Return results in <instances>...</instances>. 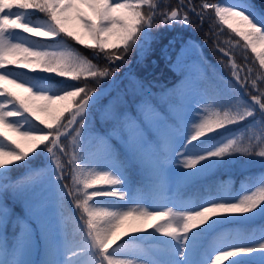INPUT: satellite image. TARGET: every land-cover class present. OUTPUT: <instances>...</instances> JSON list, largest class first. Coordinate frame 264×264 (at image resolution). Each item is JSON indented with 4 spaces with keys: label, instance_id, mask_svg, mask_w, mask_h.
<instances>
[{
    "label": "snow or ice",
    "instance_id": "1",
    "mask_svg": "<svg viewBox=\"0 0 264 264\" xmlns=\"http://www.w3.org/2000/svg\"><path fill=\"white\" fill-rule=\"evenodd\" d=\"M34 14L42 18L33 20ZM192 16L209 24L231 81L215 69L208 74L196 44L181 42L177 50L175 39L168 46L181 76L177 85L154 93L128 73L117 78L129 53L146 55L160 29L190 27ZM222 36L235 41L243 64L229 57ZM248 49L259 62L255 75ZM260 70L264 10L251 0H0V264H35L28 257L37 236L45 245L39 264H264V229L240 241L218 231L264 217V174L248 194H234L221 181L182 211L173 210L175 203L130 207L127 196L133 173L142 190H166L192 184L236 155L264 160ZM129 95L139 97L134 106ZM202 102L212 110L201 114ZM236 125H243L238 133L227 132ZM101 198L123 203L111 211L99 206ZM15 202H23V216ZM70 202L84 225L79 240L64 229ZM145 239L158 247L136 243Z\"/></svg>",
    "mask_w": 264,
    "mask_h": 264
},
{
    "label": "trees",
    "instance_id": "2",
    "mask_svg": "<svg viewBox=\"0 0 264 264\" xmlns=\"http://www.w3.org/2000/svg\"><path fill=\"white\" fill-rule=\"evenodd\" d=\"M223 1L224 0H221V2ZM196 2H199V0H196ZM213 2H216V0H213ZM251 2L254 3L258 9L264 10V0H251ZM32 18L33 20H38L42 17L34 14ZM191 19L193 23L190 27L176 25L174 29H160L158 38L152 45L153 50L149 51L146 55L141 56L137 51H132L131 53H129L126 57L127 64L121 67L120 73L118 74L117 78L119 79L123 77L125 73H128L130 77L136 80H142L146 85H150L151 91L154 93H160L166 89H171L174 85H177L180 82L181 76L179 70L174 69L173 67L175 62V51L168 46V41L175 39L177 50L181 42L191 41L196 44L199 48L200 56L203 57L206 65L209 66L207 68L208 74L211 75L212 70L215 69V71L220 76H222L226 80L231 81V69L219 62L220 59H222L221 53L218 51H214L216 38L213 36V34L209 33V24L205 22L201 25L195 16H192ZM155 22L157 24L161 23L160 19H157ZM224 28L226 32L230 31L226 29V26H224ZM41 39L47 40L48 38ZM219 39L225 42L223 46L226 51L229 48L232 49V52L229 53V57H231V59H234L238 64H243V54L238 48L234 47L235 41L227 42V36H222ZM68 45L71 48H74L83 56H86L90 59L93 57V51L91 49L78 45L73 41H68ZM165 45V48H167V57L161 55V53L165 51ZM49 50L59 51L57 49ZM248 54L251 58V61H254V64L251 62L249 63V67L253 68L252 75H255L256 71L259 70V63L255 59V55L251 53L250 49H248ZM229 57H223V59L226 62H229ZM151 59H153V61H151ZM93 62L96 63V61ZM117 63L120 62L117 61ZM99 64L101 66H104L105 62L103 60H100ZM23 71L25 73L28 72V70ZM82 79L85 78L82 77ZM87 79L91 80L92 78ZM128 83V79H125L124 84L127 85ZM233 83H235V81H233ZM9 87L13 86L9 85ZM240 94L245 100L248 99V97L244 94L243 89L240 90ZM128 99L130 105L134 106L135 101L138 100L139 97L129 95ZM203 103L205 104L204 108H207L209 111L212 110L210 102ZM249 122L250 121H245V123ZM40 127L43 126L41 125ZM97 127H99L98 124ZM242 127L243 125H236L228 128L227 132L238 133L239 129ZM224 133L225 130H220V134ZM10 135L15 136L14 133H10ZM213 138L218 139L219 136L213 134ZM81 167L87 166L82 165ZM23 171L24 170L14 171L12 173V178H15L17 175L22 174ZM262 174H264V160L259 157H245L243 155H236L234 158L228 160L222 167L214 170L210 175L201 178L192 184L175 187L172 190L152 189L149 191H144L142 190L143 182L140 181L138 177H136L135 173H133V188L127 192V196L130 202H145L148 203L152 208H157L159 204V197L162 194L167 193L172 197L173 202L179 208L188 204H190L191 206H195L199 203L200 197L205 194L206 189L211 188L215 190L218 183L221 181H226L228 189L232 193L236 194L241 187L245 186L246 188H248L249 184L255 183ZM101 201L104 203L114 204L123 203V201L119 200H112L110 202V198H101ZM9 202L13 203L11 197L9 198ZM74 209V202H70L67 204V208L64 214V229L68 234L69 239L75 238L76 240H79L81 238L84 225L82 222L78 221V213H75ZM15 211L21 216L25 214V206L23 202H15ZM78 223L81 232L76 231ZM224 226H222V228L218 231L223 232L222 229ZM228 226L230 227V232L228 234L229 238L233 239L234 241H240L252 236L253 234L258 236L261 229H264V217L256 216L254 219L248 222L229 224ZM13 235L14 233L12 226L9 225L8 241L10 245L12 243ZM212 235L215 236L216 234L214 233ZM124 240L127 239L124 238ZM124 240L118 241V243L124 242Z\"/></svg>",
    "mask_w": 264,
    "mask_h": 264
},
{
    "label": "rangeland",
    "instance_id": "3",
    "mask_svg": "<svg viewBox=\"0 0 264 264\" xmlns=\"http://www.w3.org/2000/svg\"><path fill=\"white\" fill-rule=\"evenodd\" d=\"M232 2H233V0H224L222 3L229 4V3H232ZM161 55L166 57L167 56V52L163 51L161 53ZM151 61H153V59H151ZM204 106H205V104L203 102L201 103V105H198V107L201 109V114L203 113V109H205ZM196 122H199V121H196ZM189 128H191V124H189ZM103 187H107V186H103ZM175 187H177V185L175 183H172L168 189L172 190ZM245 189H247L245 186L241 187L240 190L236 194H248L245 191ZM253 190H254V188H253ZM139 204L142 207L149 208V210L153 209L148 203L139 202ZM165 204L167 206H172L173 205L172 197H170L168 194H163V195H161L159 197V205H158L157 208H162ZM99 206L100 207H108L109 210H111V211L117 210L116 207L114 206V203H104V202L101 201ZM129 206L130 207H136L137 203L136 202H130ZM187 207H190V205H187V206H185L183 208H180V209L174 207L173 210L174 211H182V210H185ZM53 214H54V210H53ZM63 223H64V217H63ZM223 232L227 233V235H228V233H229V226L228 225L223 227ZM213 237L214 236L210 235L207 238L206 243H205L206 246L213 242ZM125 238L128 239L127 237H125ZM229 240H231V239L229 238ZM119 243H123V242H119ZM136 243H140L141 246L145 247V248H153L154 249L155 247H158V245L156 244L155 241H151V240H148V239H145L142 242H136ZM44 254H45V245L39 241V236H37V242L34 244L28 259H30L33 262H35V264H39V262L44 258ZM10 258L11 257L9 256L8 259H10ZM81 259L87 260L88 257H82ZM225 264H227V261H225Z\"/></svg>",
    "mask_w": 264,
    "mask_h": 264
}]
</instances>
